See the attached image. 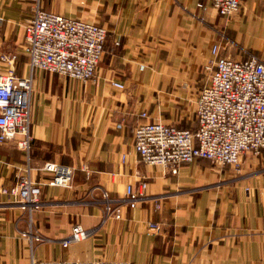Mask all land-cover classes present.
<instances>
[{
  "label": "crops",
  "instance_id": "0c3cea01",
  "mask_svg": "<svg viewBox=\"0 0 264 264\" xmlns=\"http://www.w3.org/2000/svg\"><path fill=\"white\" fill-rule=\"evenodd\" d=\"M240 1L225 18L208 0H0V56H15L16 76L32 77L28 157L0 144V264H264V152L243 155L239 170L198 159L172 174L141 162L133 147L142 123L196 131L195 102L211 60L264 63V0ZM37 5L106 29L91 80L30 69L22 24ZM47 162L70 167L71 184L43 185L30 220L2 190L25 175L46 184ZM141 182L145 194L130 209L126 187ZM77 225L89 237L63 247Z\"/></svg>",
  "mask_w": 264,
  "mask_h": 264
},
{
  "label": "built area",
  "instance_id": "2783aa9c",
  "mask_svg": "<svg viewBox=\"0 0 264 264\" xmlns=\"http://www.w3.org/2000/svg\"><path fill=\"white\" fill-rule=\"evenodd\" d=\"M221 16L231 18L240 9V0H208ZM22 50L31 70L56 74L74 81L91 80L103 56L106 29L102 26L45 12L38 5L32 18L23 24ZM217 49L213 52L216 54ZM0 144L13 143L28 157L32 141L29 98L32 77L15 74V56H0ZM142 68V67H141ZM207 81L195 102L198 127L195 132L178 129L160 122L142 123L135 127L133 147L141 162L158 165L172 174L195 160H207L218 167L239 170L244 155L261 156L264 152V63L252 56L246 62L215 58L205 67ZM116 89L124 84L113 82ZM146 118V114L140 115ZM121 128V124L117 125ZM19 137V139H17ZM86 170V168L84 167ZM42 170L50 174L45 183L21 176L11 189L2 193L28 214L42 205V186L69 188L73 170L47 162ZM147 183L137 190L126 187V203L134 209L143 198ZM121 219L120 207L113 210ZM28 234V233H27ZM31 231L29 230V235ZM88 230L77 225L63 240L66 247L89 237ZM39 241L38 236H33ZM29 264H130L123 261H39Z\"/></svg>",
  "mask_w": 264,
  "mask_h": 264
}]
</instances>
